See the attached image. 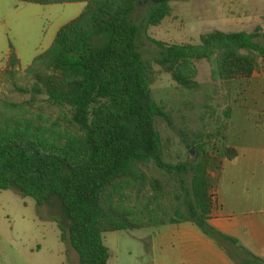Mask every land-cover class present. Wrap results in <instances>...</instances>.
<instances>
[{
    "label": "trees",
    "instance_id": "trees-1",
    "mask_svg": "<svg viewBox=\"0 0 264 264\" xmlns=\"http://www.w3.org/2000/svg\"><path fill=\"white\" fill-rule=\"evenodd\" d=\"M16 1L86 6L22 77L10 46L0 72V85L8 89L0 96V191L14 190L38 208L56 200L59 240L76 257L69 264H107L105 233L180 222L194 223L221 247L236 246L208 223L215 158L204 150L205 141H194L197 161H165L166 145L155 123L167 115L151 87L154 64L188 90L197 87L196 63L202 60L214 81L251 78L264 65L261 29L212 31L198 44L151 40L158 49L151 62L139 50L140 29L131 21L141 0ZM144 1L151 5L146 26L158 27L170 17L172 2L190 0ZM226 155L234 151L226 148Z\"/></svg>",
    "mask_w": 264,
    "mask_h": 264
},
{
    "label": "rangeland",
    "instance_id": "rangeland-1",
    "mask_svg": "<svg viewBox=\"0 0 264 264\" xmlns=\"http://www.w3.org/2000/svg\"><path fill=\"white\" fill-rule=\"evenodd\" d=\"M150 6L149 1L141 0L131 15V21L140 29L139 50L144 60L151 62L158 56V49L151 40L166 44H198L202 35L212 31L250 32L256 22L264 26V0L172 2L170 17L158 27L146 26ZM18 7L5 2L0 4V66L9 46L15 47L20 56L22 77L32 62V56L46 51L58 30L77 18L83 8L80 3ZM196 67L197 87L188 90L178 86L169 73L154 64L157 75L151 87L152 97L167 115L166 120L158 118L155 126L166 145L165 161L174 165L197 161L198 152L191 145L194 141H205L204 150L214 158L222 152L226 155L227 144L234 140L235 132H241L243 138L255 139L264 133L262 118L253 113L245 117L241 112L238 119L244 123H237L236 127L226 123L229 109L248 108L252 111L255 106L247 101L242 85L212 80L205 60L197 62ZM7 92V87L1 84L0 96ZM9 97L17 99L16 95ZM246 118L250 120L247 123ZM154 174L159 175V171L154 169ZM60 212L54 199L38 208L31 198H23L14 190L0 191V264L73 262L76 258L74 252L59 240L55 220L62 221ZM155 233V228L105 233L103 242L109 250L107 264H157Z\"/></svg>",
    "mask_w": 264,
    "mask_h": 264
},
{
    "label": "crops",
    "instance_id": "crops-1",
    "mask_svg": "<svg viewBox=\"0 0 264 264\" xmlns=\"http://www.w3.org/2000/svg\"><path fill=\"white\" fill-rule=\"evenodd\" d=\"M3 2L16 8L40 6L16 0H0V4ZM79 3L84 10L86 3ZM256 28H260L264 35L262 24L256 22L254 30ZM241 31L253 32L239 30L226 33ZM13 50L20 61L18 50L15 47ZM9 53L10 46L0 69L5 68ZM41 53L43 52L32 56L33 59ZM223 83L242 85L247 101L255 106L252 111L248 108L229 109L226 123H231L233 127L237 123H244L238 119L242 112L241 115L245 117L251 113L260 116L264 124L262 68L249 79H233ZM249 121L246 118V123ZM227 149H232L234 155L228 157L222 152L215 156L216 165L209 171L213 208L208 223L222 235L234 240L237 245L219 246L192 222L165 225L155 228L157 264H255L254 257L264 261V133L257 135L255 139L243 138L241 132H235L234 140H229Z\"/></svg>",
    "mask_w": 264,
    "mask_h": 264
}]
</instances>
